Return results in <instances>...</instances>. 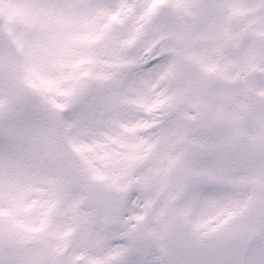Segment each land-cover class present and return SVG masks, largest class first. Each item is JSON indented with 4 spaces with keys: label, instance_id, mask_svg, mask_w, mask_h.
<instances>
[{
    "label": "snow or ice",
    "instance_id": "1",
    "mask_svg": "<svg viewBox=\"0 0 264 264\" xmlns=\"http://www.w3.org/2000/svg\"><path fill=\"white\" fill-rule=\"evenodd\" d=\"M0 264H264V0H0Z\"/></svg>",
    "mask_w": 264,
    "mask_h": 264
}]
</instances>
